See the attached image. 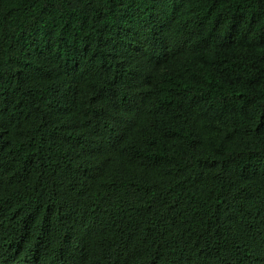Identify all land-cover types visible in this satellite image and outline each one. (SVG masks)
<instances>
[{
    "label": "trees",
    "instance_id": "1",
    "mask_svg": "<svg viewBox=\"0 0 264 264\" xmlns=\"http://www.w3.org/2000/svg\"><path fill=\"white\" fill-rule=\"evenodd\" d=\"M0 264H264V0H0Z\"/></svg>",
    "mask_w": 264,
    "mask_h": 264
}]
</instances>
